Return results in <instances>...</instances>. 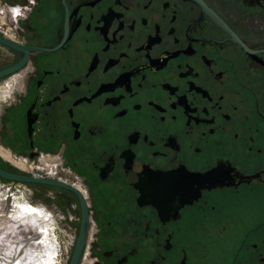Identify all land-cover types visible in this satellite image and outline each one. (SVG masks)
Returning <instances> with one entry per match:
<instances>
[{
	"label": "flooded vegetation",
	"instance_id": "obj_1",
	"mask_svg": "<svg viewBox=\"0 0 264 264\" xmlns=\"http://www.w3.org/2000/svg\"><path fill=\"white\" fill-rule=\"evenodd\" d=\"M2 3L32 50L0 167L65 185L36 184L73 245L85 211L78 264H264V0ZM23 55L0 43V69Z\"/></svg>",
	"mask_w": 264,
	"mask_h": 264
},
{
	"label": "bare ground",
	"instance_id": "obj_2",
	"mask_svg": "<svg viewBox=\"0 0 264 264\" xmlns=\"http://www.w3.org/2000/svg\"><path fill=\"white\" fill-rule=\"evenodd\" d=\"M10 83L7 84V86ZM2 150V149H1ZM4 152V151H3ZM8 161L10 163H15L16 166H18V171H24L25 170V164L22 161H12L10 158H8ZM24 198V197H23ZM18 200V204L22 206V202L30 204L33 208H37L38 212H31L30 214L34 215L37 214V222H35V225L32 223L26 224L22 221L25 220L24 216H19L18 209L20 207L15 208L16 211L10 212V214L6 217H1L2 221H0V227L2 223L8 228L12 229V234L10 236H7L5 231L0 232V264H26L24 262H20L18 260L15 262V259H9L17 256V251L19 248L25 244H27L26 250H29L28 247H34V244L36 245V250H38V253L35 255L32 254V260L36 262V264H58V257L55 256L56 254V244L55 241V232H54V224L48 222V220L45 219V216H48L50 219L51 217L46 214V210L43 209V207H40L39 205H33L32 203L26 201L25 199ZM4 201V196L0 197V204ZM16 217V218H14ZM13 220V221H11ZM54 221V220H52ZM2 222V223H1ZM13 222V223H12ZM12 224V225H11ZM9 225L11 227H9ZM3 226V225H2ZM6 227V228H7ZM7 228V229H8ZM41 229H44V231H41ZM5 230V228H4ZM8 231V230H7ZM35 231L37 234L35 235ZM4 234V235H3ZM38 236L39 239L42 241V243H35L33 240L29 239L30 237H36ZM54 238V239H53ZM25 243V244H24ZM17 259V258H16ZM31 260V261H32Z\"/></svg>",
	"mask_w": 264,
	"mask_h": 264
},
{
	"label": "built area",
	"instance_id": "obj_3",
	"mask_svg": "<svg viewBox=\"0 0 264 264\" xmlns=\"http://www.w3.org/2000/svg\"><path fill=\"white\" fill-rule=\"evenodd\" d=\"M2 0H0V33L3 35H8L9 32H11L9 30V28L6 25V7L5 4L2 5ZM13 8H19L18 6H13L9 8L10 13L12 14L13 18L18 17L20 14H15L13 13L12 9ZM20 75V71L11 74L10 76L7 77V79L4 80L5 84H8L11 82V80L16 81L18 76ZM9 97V96H8ZM25 164V170L21 171L23 173H27V175H30L32 177H37V178H49V174L44 173L40 168H38L37 166H33L32 164L23 161ZM12 166L16 169H19L18 166L15 165V163H11ZM20 170V169H19ZM14 184V186H16V194H19L20 199H25L26 201L32 203V204H36L33 203V201L30 198V194L32 193V189L30 187V184L28 183H24V182H18V181H12V182H2L0 181V188H3L4 186L6 187V189H8L9 185ZM18 199V200H20ZM18 200H13V202L11 203L10 209L9 211H16L18 207L15 208L16 205H18ZM41 205V204H39ZM43 209H47V207L43 206ZM49 210V209H48ZM7 213V215H9L10 213ZM51 212V211H50ZM52 213V212H51ZM13 221V220H11ZM59 236V234H58ZM58 236L57 238H55V244H56V254L55 256L58 257V264H67L69 257L71 255V248L73 246V239H68V241H58ZM25 244V243H24ZM24 245H22L19 250L17 251V256L20 253L21 249H23ZM19 257V256H18Z\"/></svg>",
	"mask_w": 264,
	"mask_h": 264
},
{
	"label": "rangeland",
	"instance_id": "obj_4",
	"mask_svg": "<svg viewBox=\"0 0 264 264\" xmlns=\"http://www.w3.org/2000/svg\"><path fill=\"white\" fill-rule=\"evenodd\" d=\"M5 79H7V77H5V78H3V79H0V106L1 105H3L4 104V102H6L7 101V99H8V96H10V94H11V88H12V85L14 84V80H11V84H9L8 86H7V84H5L4 83V80ZM31 187V189H32V193L30 194V198H31V200L33 201V203H36L37 205H39V204H41V205H39L40 207H43V205L45 206V207H47V209H45L46 210V214L47 215H49L50 217H51V219L52 220H54L53 219V217H52V215H51V212L49 211V210H51V203H50V201H51V199H50V197H49V191H45V192H42L41 190H40V188H39V186H30ZM5 189V187L4 188H0V197L1 196H4V201H5V205L3 204V206H2V208L0 209L1 211H0V216L1 217H6V216H8L7 215V211L6 212H3V211H5L6 209H5V207L8 205V203L6 202L7 201V199H8V202H9V199L11 198V202H13V200H18V199H20V197H19V194H16V193H13V194H11L10 193V190L9 191H6V189ZM8 197V198H7ZM10 197V198H9ZM36 204H33V205H36ZM50 204V205H49ZM49 209V210H48ZM52 211V210H51ZM53 216L56 218V221H57V223H56V225L54 224L53 226L55 227L54 229H56V230H54V232H55V237L56 236H58V234H59V236H58V241H68V239H69V237H68V235H67V233H69L70 232V230L67 228V226L66 225H63V224H61L60 222H59V220L57 219V217L55 216V214L53 213ZM50 219V220H51ZM51 220V222H54V221H52ZM13 223V222H12ZM12 225V224H11ZM7 227V225L5 226V225H1V227H0V232H2V230H3V232L5 231V233L7 234V236H10V234H12V229L11 228H6ZM9 227H11L10 225H9ZM4 228H5V230H4ZM8 230V231H7ZM37 234V232L35 231V235ZM4 235V234H3ZM57 238V237H56ZM54 239V238H53ZM55 240H53V242H54ZM27 244H25V246L23 247V249H21V251H20V253L18 254V256H16V257H13V258H9L10 260L11 259H15V262H17L18 260H20V262L22 263V262H24V263H26V264H36V262L34 261V260H32L31 258V256H32V254L33 255H35L36 256V254L38 253V250L40 251V249H35L36 248V245L34 244V247H28V248H30L29 250H26V248H27V246H26ZM17 258V259H16ZM32 260V261H31Z\"/></svg>",
	"mask_w": 264,
	"mask_h": 264
},
{
	"label": "water",
	"instance_id": "obj_5",
	"mask_svg": "<svg viewBox=\"0 0 264 264\" xmlns=\"http://www.w3.org/2000/svg\"><path fill=\"white\" fill-rule=\"evenodd\" d=\"M0 43L4 44L6 46H9V47H11L17 51L24 53L23 57L19 61L0 69V79H3L5 77L10 76L13 73L20 71V69L22 68L23 64L25 63V61L29 55V52L32 49L25 48V47L13 42V41L7 39L6 37H4L1 34H0ZM0 177L2 179H5V180H13V181L24 182V183H28V184H37V185L44 184V185H50V186H65L63 183H61L55 179L32 177V176H29V175H26L23 173L8 171V170H5L1 167H0ZM75 191L78 193L77 190H75ZM85 239H86V225H85V211L83 210V219H82L80 229H79L78 235L75 239L73 249H72V252H71V255L69 257L67 264H78V261H79L80 255H81V251H82L83 245L85 243Z\"/></svg>",
	"mask_w": 264,
	"mask_h": 264
},
{
	"label": "snow or ice",
	"instance_id": "obj_6",
	"mask_svg": "<svg viewBox=\"0 0 264 264\" xmlns=\"http://www.w3.org/2000/svg\"><path fill=\"white\" fill-rule=\"evenodd\" d=\"M12 11H13V13H15V14H20V9L19 8H13L12 9ZM16 207H22L23 208V212L24 213H31V212H36L37 211V209L36 208H33L31 205H29V204H27V203H25L23 206H21V205H16ZM14 218H16V217H14ZM47 218V216H45V219ZM23 223H32L33 225H35V221L33 220V221H27V220H25V221H22ZM41 231H44V229H41ZM29 239H31V240H33V242H35V243H42V241L39 239V237L38 236H36V237H30Z\"/></svg>",
	"mask_w": 264,
	"mask_h": 264
},
{
	"label": "trees",
	"instance_id": "obj_7",
	"mask_svg": "<svg viewBox=\"0 0 264 264\" xmlns=\"http://www.w3.org/2000/svg\"><path fill=\"white\" fill-rule=\"evenodd\" d=\"M31 186H36V184H30Z\"/></svg>",
	"mask_w": 264,
	"mask_h": 264
}]
</instances>
